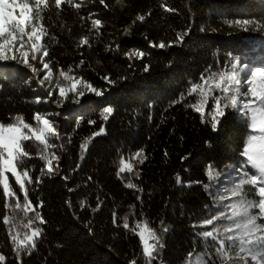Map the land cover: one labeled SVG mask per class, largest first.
I'll return each instance as SVG.
<instances>
[{
  "label": "trees",
  "instance_id": "trees-1",
  "mask_svg": "<svg viewBox=\"0 0 264 264\" xmlns=\"http://www.w3.org/2000/svg\"><path fill=\"white\" fill-rule=\"evenodd\" d=\"M106 3L108 8L98 0H82L78 12L67 6L63 10L53 7L43 13L41 21L48 33L42 44L48 51L45 62H51L53 80H62L59 69L72 68L70 74L83 76L103 90L102 97L87 93L79 98L80 103L66 100L60 107L55 103L60 99L58 90L52 97L46 95L50 87L55 89L54 83L46 81L41 86L29 69L15 63L0 65L4 70L0 76V122L13 123L20 115L35 127L37 111L42 115L59 113L49 118L62 136L53 141L62 147L50 150L60 157L53 161L59 164V174L52 176L40 174L45 166L39 158L42 146L24 142L32 157L24 167L33 170L34 181L26 184L28 195L33 205L43 201L38 211L47 223L40 225L43 233L37 247L31 255L23 256V264H130L133 258L144 264L139 237L122 227L125 215H129L130 225L147 220L161 235L164 246L153 264H186L189 253L193 257L213 253L215 242L197 235L204 230L200 224L224 208L225 201L218 204L213 198L235 187L237 170L246 159L241 153L251 130L241 116L226 109L213 130L208 123L211 98L202 122L201 113L189 106L196 104L198 97L188 95L187 90L192 83H200L208 70L215 72L228 65L230 53L250 68L264 65V31H244L224 23L246 19L264 23V0H124L123 7L115 0ZM161 3L176 11L166 12ZM149 11L145 22L132 25L137 14ZM91 19L102 21L99 35L96 30L89 31ZM130 25L131 32L126 35ZM187 28L191 31L182 45L152 47V42L163 39L167 43L175 39L176 31ZM82 36L90 37V48L78 46ZM133 50L143 52L144 57L129 59L126 53ZM104 76L116 83L101 79ZM181 94L186 98L180 100ZM36 97L42 98L40 103L34 102ZM108 106L114 112L104 121L101 113ZM89 120L96 123L89 124ZM101 127L104 132L93 137ZM89 137L81 159L80 145ZM141 149L147 157L144 162L132 173L118 176L121 157L127 160ZM209 166L219 173L214 180L206 174ZM128 181L137 187H126ZM10 185L23 204L13 177ZM8 199L0 186V218L13 215L5 207ZM114 213L121 226L113 222ZM15 215L17 223L24 219L19 210ZM8 227L0 222V253L7 258L6 264H17ZM162 227L167 231L161 233ZM15 231L21 233V239L25 232L30 233L22 227Z\"/></svg>",
  "mask_w": 264,
  "mask_h": 264
},
{
  "label": "snow or ice",
  "instance_id": "snow-or-ice-1",
  "mask_svg": "<svg viewBox=\"0 0 264 264\" xmlns=\"http://www.w3.org/2000/svg\"><path fill=\"white\" fill-rule=\"evenodd\" d=\"M98 3L109 7L106 0H98ZM115 4L121 7L125 6L124 0H115ZM82 0H33L32 4L26 0H0V65L8 62H16L25 65L32 73L36 74L37 83L41 86L45 82L55 84V89L51 87L47 90L46 95L52 97L55 90H58L60 99H56L55 103L58 106H63V101H71L80 103L79 98L84 97L86 93H93L97 97H102L104 91L93 86V84L84 79L83 76H75L72 73V68L65 71L63 68L58 70L61 79L53 80V69L50 67V61L45 62L43 57L48 56L47 50H42L43 45L40 41L43 36L47 35V29L41 22L44 19L43 13L51 11L54 7L57 10H63L64 6L70 7L77 12L81 8ZM161 7L166 12H175L176 10L168 7L165 3H161ZM17 10L18 13H17ZM59 15V11L57 12ZM151 11L147 14H137L132 21V25L137 22H145ZM230 28L264 31V23L257 20H225ZM103 26L100 19H91V27L89 31L96 30L99 35V29ZM131 25L125 29V34H130ZM191 31L187 28L182 31H176L175 39L168 41L161 39L158 43L152 42V47L165 49L173 45H182L185 36ZM215 31V29H213ZM27 45V48H26ZM87 45L91 47L90 37L82 36L78 46ZM110 47V46H109ZM117 48L119 45L116 46ZM34 53L31 56L32 61H38L42 67H37L29 61V53ZM82 55V54H81ZM129 59L144 57L143 52L133 50L126 53ZM230 60L228 65L218 71H207V75H201L200 83H192L187 90L188 95L196 94L198 97L197 103L189 105L196 112L201 113L203 117L205 108L208 106L209 98L212 100V107L208 112L213 130L221 122V118L226 115V109L236 111L245 121L249 129L250 135L246 138V147L242 150L241 155L246 157L240 172L241 177L239 182L230 191V195H216L213 199L215 203H221L224 200H232V203L224 205L222 210L215 214H210L204 219L200 227L204 230L197 233L205 241L211 239L215 242L213 253L197 254L193 259V254H188L186 264H228V261L233 258H240L243 264H248L249 257L253 264H264V224L257 221L264 219V65L249 67L242 65L240 58L229 54ZM84 61L81 60L80 64ZM47 70L43 78H39L40 74ZM145 71L149 70V66L145 65ZM3 68H0V76H3ZM109 83H116L108 76L101 77ZM79 86V87H78ZM219 93L218 95L214 93ZM73 93L74 96H69ZM185 95L181 94L180 100L185 99ZM41 97H36L35 103L41 102ZM180 101H174L178 103ZM114 112L111 106L105 107L101 113L104 121H107L109 116ZM59 113H48L42 115L39 111L34 114L33 119L36 121V126L24 121L23 117L17 115L13 123L5 125L0 122V186H2V194L9 198L5 203L6 208H10L12 216L5 215L0 218V222L8 227V236L13 245V252L16 257L17 264H23V256L31 255L32 250L37 247V240L43 233V228L40 225L46 224L42 214L38 208L43 207V201H38L36 205L32 204L28 195L26 184L34 183L30 172V168L24 167L29 159L30 153L25 149V141L38 142L39 158L45 161V166L41 168V176H52L59 174V164H53V161H59L60 157L51 149L62 147L54 143V140L62 139L61 133L57 130L56 125L51 116H58ZM89 124H95L96 121L89 120ZM79 124V122H77ZM27 129V131H25ZM104 132L101 127L98 132L93 133L94 136H99ZM91 137L85 139L80 145L81 159L83 153L87 151ZM70 142V138H69ZM167 155V153H165ZM143 150L134 153L130 158L125 160L121 157V167L117 172L127 171L132 173L137 164H142L144 159ZM188 157H184L187 159ZM19 166V167H18ZM249 169L252 171L249 172ZM8 173L14 178L15 184L18 186L19 192L24 198V203L21 204L20 196L11 188L9 183ZM209 180H214L219 173H214L211 166L206 170ZM68 179L67 176L64 177ZM91 179V177H89ZM37 178L35 183H40ZM177 182L180 183L179 176ZM245 185H251L256 189L258 199H248V194L245 192ZM128 188H136L131 181L126 184ZM209 186L205 185L207 189ZM142 191V189H137ZM227 191V190H226ZM137 199H140L138 196ZM131 207L135 208V205ZM17 210L23 212L24 219L19 223L16 222L15 213ZM95 210V209H94ZM255 210V211H254ZM32 212L34 215L28 216ZM113 222L118 223L116 214H113ZM26 219V223L24 222ZM220 223H217V222ZM227 221V223H224ZM118 226H121L118 223ZM30 229L25 232L23 238H20L21 233L15 231L18 228ZM122 227L125 230L137 235L142 244V255L144 264H153L157 260L159 249L163 248L161 235L157 234V230L150 227L147 220H136L132 225L129 223V215L122 218ZM167 231V228H161V233ZM151 241V242H150ZM138 258H133L130 264H137ZM7 258L0 253V264H6Z\"/></svg>",
  "mask_w": 264,
  "mask_h": 264
},
{
  "label": "rangeland",
  "instance_id": "rangeland-1",
  "mask_svg": "<svg viewBox=\"0 0 264 264\" xmlns=\"http://www.w3.org/2000/svg\"><path fill=\"white\" fill-rule=\"evenodd\" d=\"M26 2H28L29 4H32L33 3V0H26ZM18 11L19 10H17V13H18ZM40 43H41V45H43L42 44V39H41V41H40ZM26 48H27V45H26ZM42 50H44V49H42ZM34 53H32V52H30L29 53V61H30V63H33L34 65H36L37 67H42V65H40L39 63H38V61H32L31 60V56L33 55ZM43 60L45 61V57H43ZM8 63H15V64H17V65H20V66H22V67H24V68H26V69H28L25 65H22V64H18V63H16V62H8ZM46 72H47V70H45L44 72H42L41 74H40V77L39 78H43V75L44 74H46ZM79 87V86H78ZM87 94V93H86ZM72 96H74V94L72 93ZM61 107V106H60ZM25 131H27V129H25ZM247 146V145H246ZM246 158V157H245ZM241 168V167H240ZM240 168H238V172H237V174H236V177H238V181H237V183L239 182V179H240V177H241V172H240ZM8 175V178H9V183H10V177H12V175L10 174V173H8L7 174ZM236 183V184H237ZM235 184V185H236ZM248 187V188H245L244 190H245V192L248 194V199H258V197L256 196V189H255V187H253V186H251V185H245V187ZM231 190V189H230ZM228 191V192H226L224 195H230L231 194V191ZM225 201V203H224V205H226V204H230V203H232V200H224ZM255 211V210H254ZM226 223H227V221H225ZM258 223H260V224H264V219H262V220H259V221H257ZM151 242V241H150ZM195 257H193V259H194ZM228 264H243V261L240 259V258H233V259H231V260H229L228 261ZM248 264H253V262L251 261V259H250V257H249V260H248Z\"/></svg>",
  "mask_w": 264,
  "mask_h": 264
}]
</instances>
